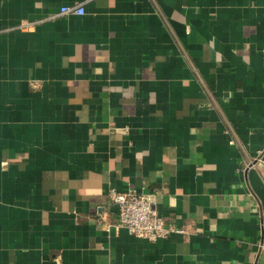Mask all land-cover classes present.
Returning a JSON list of instances; mask_svg holds the SVG:
<instances>
[{
  "label": "crops",
  "instance_id": "obj_1",
  "mask_svg": "<svg viewBox=\"0 0 264 264\" xmlns=\"http://www.w3.org/2000/svg\"><path fill=\"white\" fill-rule=\"evenodd\" d=\"M259 157L264 0H0V264H264Z\"/></svg>",
  "mask_w": 264,
  "mask_h": 264
},
{
  "label": "built area",
  "instance_id": "obj_2",
  "mask_svg": "<svg viewBox=\"0 0 264 264\" xmlns=\"http://www.w3.org/2000/svg\"><path fill=\"white\" fill-rule=\"evenodd\" d=\"M84 4L77 6H65L60 10L61 15H84ZM257 162L264 165V160L259 157ZM114 204L119 207V227L126 228L131 234L151 242L166 238L172 234H186V227H178L175 224H167L164 217L159 214L156 201L151 195L129 188L119 192L115 188L109 191ZM260 249L264 252V241L260 243Z\"/></svg>",
  "mask_w": 264,
  "mask_h": 264
},
{
  "label": "water",
  "instance_id": "obj_3",
  "mask_svg": "<svg viewBox=\"0 0 264 264\" xmlns=\"http://www.w3.org/2000/svg\"><path fill=\"white\" fill-rule=\"evenodd\" d=\"M114 208H115V209L117 208V209L119 210V207H118V205H116Z\"/></svg>",
  "mask_w": 264,
  "mask_h": 264
}]
</instances>
